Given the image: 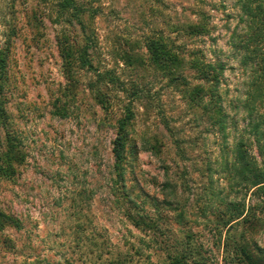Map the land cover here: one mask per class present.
Segmentation results:
<instances>
[{"label": "rangeland", "instance_id": "rangeland-1", "mask_svg": "<svg viewBox=\"0 0 264 264\" xmlns=\"http://www.w3.org/2000/svg\"><path fill=\"white\" fill-rule=\"evenodd\" d=\"M77 1L86 8L87 34L94 35L93 67L78 64L76 80L69 82L58 45L67 26L56 0H0V51L10 48L0 165L8 132L18 137L24 155L12 162V175L0 172V209L20 222L0 228V264H118L125 255L133 257L131 264L159 263L165 243L181 239L141 230L129 212L153 216L170 237L192 234L206 255L232 264L223 260L225 239H213L210 229L211 203L229 191L225 160L249 123L251 64L246 66L245 52L236 45L246 33L240 0ZM198 11L207 14L210 35L187 38L176 27L197 21ZM67 28L81 47L82 25L74 21ZM160 33L225 64L226 136L213 125L201 95L193 93L200 83L194 70H182L185 84L152 65L146 41ZM98 72L107 73L101 82ZM91 82L110 99V110ZM57 104L68 108L66 116L55 114ZM126 107L134 113L125 180L133 204L117 191L112 151ZM253 152L258 154L256 146ZM164 199L172 206L161 204ZM247 231L252 249L264 255V228ZM240 233L246 235V228L239 227ZM140 247L144 254L137 255Z\"/></svg>", "mask_w": 264, "mask_h": 264}, {"label": "trees", "instance_id": "trees-1", "mask_svg": "<svg viewBox=\"0 0 264 264\" xmlns=\"http://www.w3.org/2000/svg\"><path fill=\"white\" fill-rule=\"evenodd\" d=\"M58 16L65 26L72 25L78 21L82 25L85 36V43L80 45L72 38L70 31L64 27L58 35V45L63 59L64 71L69 82H75V70L78 64L83 68H92L93 63L89 58V51L93 47L94 35L87 34V25L82 19L86 12L85 6L77 0H56ZM244 10L242 15L246 23V33L239 37L238 47L245 52L246 66L251 64L250 72L252 80L250 91L247 94L246 109L249 112V123L246 130L232 150V158L225 160L227 171L228 194L219 197L216 193H210L214 197H219L217 204L211 203L214 218L212 228L213 239H225L223 260L232 264H264V255H258L252 249L251 243L247 240V229L250 232L264 228V114L261 108L264 106V0H240ZM200 18L197 21H187L177 25V30L187 38H198L210 35L212 27L204 11L196 12ZM149 51V60L152 65L158 66L170 72L172 80H183L188 84V78L183 74L184 68L194 70L195 75L200 80L195 85L193 93L201 95L202 104L206 111L210 112L213 125L218 130L224 132L228 127V115L224 109V96L221 91L223 71L226 66L223 62L209 60L204 49L191 47L186 42L171 35L160 33L158 36L149 37L146 41ZM10 47V41L8 42ZM10 48L0 51V120L6 122L7 111L5 107V87L7 83V53ZM80 66V65H79ZM107 73H97L101 82ZM102 77V78H101ZM97 81V80H96ZM92 90H96V98L107 110L111 108V101L105 97L100 88H96V83H90ZM138 94V93H135ZM205 97L206 101H205ZM55 114L66 116L68 108L65 105H55ZM134 113L126 107L124 117L117 121V136L113 141V154L115 157L116 186L120 195L129 203H135L134 197L126 189V173L131 165L129 159V138L130 128L133 125ZM257 147L258 154L253 152ZM18 137L7 133L6 150L3 154V165H0V172L12 175L15 172L12 162H21L24 155L21 150ZM133 149L135 148L132 147ZM259 156L262 159H259ZM121 184V185H120ZM120 185V186H119ZM232 196V197H231ZM165 207L172 206L173 201L164 199L161 202ZM132 223L141 230H159L165 239H181L175 243H165V258L159 263L154 261L148 264H219L214 257L206 255L203 245L191 239L192 234L188 233L184 237H170L166 229H163L155 222V218L147 213L127 214ZM178 218L184 220V213H179ZM16 224L20 222L14 216L7 214L0 209V228L6 224ZM239 227L246 228L244 233L237 234ZM233 229H235L233 231ZM150 239H152L150 237ZM186 239V240H182ZM246 239V240H244ZM136 254H144L143 248H136ZM133 257L125 255L120 257L118 264H131Z\"/></svg>", "mask_w": 264, "mask_h": 264}]
</instances>
